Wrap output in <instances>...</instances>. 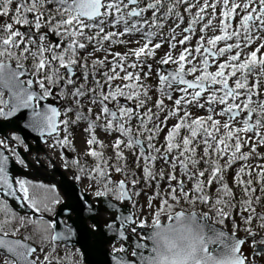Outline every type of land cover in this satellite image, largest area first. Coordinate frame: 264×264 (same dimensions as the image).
Segmentation results:
<instances>
[{"label": "snow or ice", "instance_id": "snow-or-ice-1", "mask_svg": "<svg viewBox=\"0 0 264 264\" xmlns=\"http://www.w3.org/2000/svg\"><path fill=\"white\" fill-rule=\"evenodd\" d=\"M21 123L107 264H264V0H0V264H81Z\"/></svg>", "mask_w": 264, "mask_h": 264}, {"label": "water", "instance_id": "water-1", "mask_svg": "<svg viewBox=\"0 0 264 264\" xmlns=\"http://www.w3.org/2000/svg\"><path fill=\"white\" fill-rule=\"evenodd\" d=\"M15 127L23 129L22 123L20 125H16ZM5 133H9L7 129H5ZM25 141L33 140L35 145H37L36 150L40 151L39 143H43V140L37 138L34 133H31L30 129H23L19 133ZM43 151V150H42ZM41 151V152H42ZM10 161V170L14 172V174H24L18 170ZM44 182L47 183V179L43 178ZM60 192H63L62 197L65 200L64 205H59L57 207V212H60V209L63 207H71L73 209L72 212V220L76 222V227L79 230V235L74 236L71 241L66 242L69 248L77 247L80 249L81 260L83 264H107V256L106 253L109 251L110 242L109 237L113 235V233L104 227L102 220L106 218L104 214L100 217L96 218V222L99 224V229L95 232L90 230V224L93 223L91 219H88V213H81L78 203H77V194L79 193V188L77 184H72L70 181L63 179L59 185L55 184ZM130 211V208H129ZM57 219H62V215L58 216ZM89 224V226H88ZM62 228L63 225L61 224Z\"/></svg>", "mask_w": 264, "mask_h": 264}, {"label": "flooded vegetation", "instance_id": "flooded-vegetation-1", "mask_svg": "<svg viewBox=\"0 0 264 264\" xmlns=\"http://www.w3.org/2000/svg\"><path fill=\"white\" fill-rule=\"evenodd\" d=\"M10 134V133H9ZM29 141H32V143H34V141L33 140H29ZM26 143H28V141L26 142ZM42 145V150H43V152H41V153H32V154H30V158H33L34 159V162H36V166H39L40 164H41V166L43 167V168H45V170H42V171H45V173H46V175H49V173H54V174H59V175H61V178H62V174H61V172H58V170H54V165H56V166H58L63 172H65L66 173V177H65V179L67 180V181H70L72 184H77L78 185V188H79V192H81L82 190H84V187H83V184H80V183H77L74 179H73V171H75L74 169L72 170V171H69V170H66L63 166H62V161H61V159H60V157H59V155H58V157H59V163H56L54 160H52L50 157H49V154L47 153V149H49L48 148V146L45 144V143H41ZM20 150H21V152H23L24 153V150H23V147H18ZM44 148V149H43ZM33 150V149H32ZM49 150H52V149H49ZM45 151V152H44ZM53 151V150H52ZM61 151H64L65 153H66V155L68 156V157H74L75 155H76V153H71V152H69L67 149H60V148H57L54 152H57V154L58 153H60ZM72 151V150H71ZM262 151L264 152V149H262ZM32 152V151H31ZM31 152H29V153H31ZM22 154V153H21ZM22 156H23V154H22ZM32 159V160H33ZM38 161V162H37ZM55 163V164H54ZM42 172H37V174L36 173H34L33 175H34V179L35 180H37V181H40V182H43V183H45L44 182V180H43V175H44V173H42ZM51 177V179H50V181H48L46 184H49V185H52V184H58L59 185V183H60V180H59V177L57 176V175H55V177H53V175H50ZM28 178H30V179H32L30 176H28ZM62 180V179H61ZM57 191H58V193L60 194V191H59V189L57 188ZM61 195V194H60ZM61 197H63V195L61 196ZM91 198V197H90ZM63 199V198H62ZM90 226H91V224H90ZM76 249H77V247L76 248H72V252H76ZM81 258V255H79L78 254V257H77V259H80ZM81 260V259H80ZM81 264H82V262H81Z\"/></svg>", "mask_w": 264, "mask_h": 264}, {"label": "rangeland", "instance_id": "rangeland-1", "mask_svg": "<svg viewBox=\"0 0 264 264\" xmlns=\"http://www.w3.org/2000/svg\"><path fill=\"white\" fill-rule=\"evenodd\" d=\"M10 133V132H9ZM9 133H6V134H9ZM11 134V133H10ZM9 134V135H10ZM28 145H29V147H30V151L29 152H31V153H29V152H21V150L19 149V148H17V150L20 152V153H22L23 154V156H22V158L23 159H25V161H26V163L29 165V167L27 168V169H24L22 166H19V165H14V161L12 162L13 163V165L18 169V170H20L21 172H23V173H25L27 176H30L32 179H34L35 177H34V173H36L37 174V172H42V173H44V175H43V178H46L47 179V182L48 181H50V175H53V177H55V175H57L58 177H59V180H60V182L63 180V179H65V177L67 176L66 175V173L65 172H63L58 166H56V165H54V170H58V172H61V174H62V178H61V175H59L58 173L57 174H54V173H49V175H46V173H45V171H42V170H45V168H43L42 166H41V164L39 165V166H36V162H34V159L33 158H30V154H34V153H41V151H42V149L40 150V151H37L36 150V148H37V145H35V143H32V141H28V143H27ZM40 145H42V144H40L39 143V146ZM81 147V144L79 143V141L77 142V148H80ZM40 148H42V146H40ZM33 149V150H32ZM44 149V148H43ZM48 151H47V153L49 154V157L52 159V160H54L56 163H59L60 161H59V157H58V154H57V152H54V151H52V150H49V149H47ZM43 152V151H42ZM45 152V151H44ZM69 152H71L70 151V149H69ZM75 153V152H74ZM33 159V160H32ZM55 164V163H54ZM41 173V174H42ZM62 179V180H61ZM66 180V179H65ZM83 187L85 188V185L83 184ZM60 194H61V196L63 195V192H60ZM64 197V196H63ZM89 199H91L90 197H89ZM141 202H143V200H141ZM59 206V205H58ZM57 206V207H58ZM130 211H131V208H130ZM105 216V215H104ZM88 226H89V224H88ZM74 248H76V247H74ZM71 249V251H72V248H70ZM64 251H65V244H61L60 245V252L61 253H64ZM73 253H75V252H73ZM77 257H78V255H77ZM76 257V258H77Z\"/></svg>", "mask_w": 264, "mask_h": 264}, {"label": "trees", "instance_id": "trees-1", "mask_svg": "<svg viewBox=\"0 0 264 264\" xmlns=\"http://www.w3.org/2000/svg\"><path fill=\"white\" fill-rule=\"evenodd\" d=\"M68 151H69V149H67ZM70 151H71V149H70ZM261 151H262V149H261ZM263 152V151H262ZM71 153H73V151H71Z\"/></svg>", "mask_w": 264, "mask_h": 264}]
</instances>
